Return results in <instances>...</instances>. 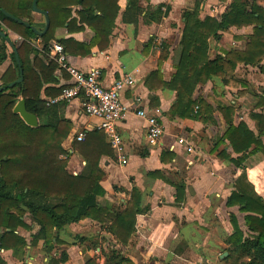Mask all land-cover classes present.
<instances>
[{
  "label": "crops",
  "instance_id": "obj_1",
  "mask_svg": "<svg viewBox=\"0 0 264 264\" xmlns=\"http://www.w3.org/2000/svg\"><path fill=\"white\" fill-rule=\"evenodd\" d=\"M1 2L8 6L14 5L12 0H0ZM228 2L203 0L201 18L209 14L219 19ZM194 3L195 0H141L143 12L135 24L123 20L128 0H119L120 10L110 35L109 46L104 50L95 46L87 55L68 54L69 62L80 70L88 71L99 67L105 86H109L124 73L133 74L136 80L134 86L126 88L121 94L122 101L129 107V113L117 123L127 162L122 163L119 153L104 132L113 154H104L100 159V182L106 192L98 197L99 202L108 206L110 212L121 211L130 200L133 188L139 190L140 206L146 210L136 216L135 231L124 249L132 264H191L193 261L198 262L197 264L211 263L221 257L224 249L220 248L228 246L225 241L233 232L231 213L237 216L241 228V220L244 223L246 213L240 211V206L227 205L242 169L230 159L220 156L223 150L230 157L238 154L227 139L220 141L227 122L219 107H233L234 123L243 120L256 131V121L251 117V112H264V108L255 107L258 99L254 92L264 86V81H258L259 85L255 84L250 71L259 69L262 72V69L240 63L232 82L221 76L199 82L190 96L192 100L200 102L193 112L195 116L182 117L175 114L171 117L177 91L167 86L151 89L146 84L147 77L159 67L163 81L171 80L175 74V48L184 27L183 14L193 9ZM160 5L167 13L160 20L153 19L151 12ZM0 8L2 10L3 7ZM77 8L79 6H73L75 16ZM213 9L216 10L215 13ZM30 14L34 18L31 26L35 27V30L32 29L37 35L33 43L40 47L42 35L36 30L45 29L46 17L33 10V5ZM0 31L6 34L0 35V45H5L7 54L6 59L0 60L1 78L12 64L11 54L20 44L22 36L1 18ZM251 31L252 26H232L218 38H212L209 57L214 58L225 51V40L231 34L233 43L227 49H243ZM93 36V30L87 25L84 29L74 31L58 27L54 40L73 37L78 42H90ZM162 42L169 44L170 50L160 66ZM36 54L37 51H33L32 57ZM39 55L48 63V59ZM55 74L58 82L45 84L44 87H60L70 83L66 70L59 67ZM241 80L246 83H241ZM158 83L159 80L152 82L153 85ZM41 96L45 100L51 97L44 91ZM138 104L147 107L150 113L163 122L165 133L160 145H150L147 142L146 121L135 114V106ZM57 106L60 107L59 113L72 122V129L63 141V146L69 151L68 169L79 174L86 161L74 151L73 143L77 141L74 135L80 130L96 129L98 119L85 112L82 98L61 101ZM182 136L193 143V151L189 152L177 143V138ZM171 145H175V148L172 149ZM245 165L248 181L264 199V157L252 155ZM151 172L156 173L150 174ZM24 208L25 221L32 229L20 228L19 232L26 237L28 245L23 255H15L11 249L2 250L9 264H87L90 258L97 264H105L109 247L119 246L115 236L107 229L110 222L101 223L91 218L67 224L58 233L60 243L53 238L52 249L43 240L32 244L33 235L39 227L33 222L31 210ZM62 257L66 258L63 260Z\"/></svg>",
  "mask_w": 264,
  "mask_h": 264
},
{
  "label": "trees",
  "instance_id": "obj_2",
  "mask_svg": "<svg viewBox=\"0 0 264 264\" xmlns=\"http://www.w3.org/2000/svg\"><path fill=\"white\" fill-rule=\"evenodd\" d=\"M12 1L13 6L2 2L0 6L18 19L7 16L1 8L0 18L22 36L15 48L23 69V80L8 86L21 75L14 51L11 54L12 64L0 78V264H9L2 250L11 249L15 255H23L26 251L28 242L19 229L31 230L32 227L25 221L24 207L31 210L33 222L39 227L33 235L32 244L43 240L52 249L53 238L60 243L58 233L67 224L91 218L101 223L110 222L107 229L119 244L118 247H109L105 264H132L124 249L135 231L136 216L146 210L140 206L139 190L133 188L130 200L121 211L110 212L108 206L99 202L98 197L106 192L100 182L102 172L99 162L102 155L113 154L104 131L98 128L86 131L83 140L74 141V151L86 161L83 171L74 174L68 169L69 151L63 146L72 129V122L59 113L58 103L48 105L41 96L44 91L47 96L54 97L64 87H44L45 84L58 82L55 72L59 64L50 56V46L59 42L65 52L72 55H87L95 46L106 49L120 10L119 0H38V7L50 19L49 28L41 36L40 47L33 43L37 37L35 31L25 23H34L30 14L33 0ZM222 1L229 2L218 19L209 14L201 18L203 0H195L193 9L183 14L184 27L175 48V74L171 80L163 81L159 67L146 79L151 89L167 86L177 91L171 117L175 114L195 116L193 112L200 102L192 100L190 96L199 82L214 76L225 77L232 82L240 63L258 66L264 72V0ZM140 3L141 0H128L123 13L124 21L138 22L143 12ZM73 6H79L77 16L73 14ZM166 13L160 5L151 12V17L160 20ZM86 25L94 32L90 42H78L73 37L54 40L58 27L74 31L84 29ZM232 26H252L246 46L243 49H223V53L210 58L211 39L218 38ZM161 48L160 66L169 55L170 45L162 42ZM33 51H37V54L32 57ZM39 54L48 59V63ZM6 57L5 45H0V60ZM158 80L157 85L152 84ZM243 81L241 83L245 84ZM254 93L258 99L255 107L263 109L264 86ZM20 101L27 112L37 117V125L27 123L19 112H15L14 108ZM219 109L227 122L220 141L227 139L238 154L230 157L223 150L220 156L230 159L242 169L227 205H239L240 211L246 213V231L241 228L237 216L234 213L230 215L233 232L225 241L230 249L229 258L231 264H264V199L248 181L245 165L252 155L264 157V112H251V117L256 121L255 131L243 120L234 123L233 107L221 105ZM177 189L180 191V188ZM62 258L64 260L66 257ZM87 264L97 263L90 258Z\"/></svg>",
  "mask_w": 264,
  "mask_h": 264
},
{
  "label": "built area",
  "instance_id": "obj_3",
  "mask_svg": "<svg viewBox=\"0 0 264 264\" xmlns=\"http://www.w3.org/2000/svg\"><path fill=\"white\" fill-rule=\"evenodd\" d=\"M212 11L215 13L216 10L213 9ZM50 56L58 62L60 68L68 72L70 83L63 87L60 94L47 98V104H55L61 101L69 102L77 97L82 98V106L85 112L98 119L96 128L106 133L113 148L119 153L122 163H126L124 143L117 130V123L125 119L129 113V107L122 101L121 94L126 88L135 85L136 80L133 74L124 73L109 86H105L99 67H93L88 71L80 70L69 62L68 54L61 43L54 42L50 46ZM135 114L146 121L147 142L150 145H160L165 133L163 122L142 104L135 106ZM86 131H78L74 135L75 140H83ZM177 143L189 152L194 149L193 143L186 137H178ZM171 148H175V145H171Z\"/></svg>",
  "mask_w": 264,
  "mask_h": 264
},
{
  "label": "water",
  "instance_id": "obj_4",
  "mask_svg": "<svg viewBox=\"0 0 264 264\" xmlns=\"http://www.w3.org/2000/svg\"><path fill=\"white\" fill-rule=\"evenodd\" d=\"M37 2L38 0H33V10H35L36 12H40V13H43L45 14V17H46V26H45V29L43 31H37L36 32L39 34V35H43L47 29L49 28V25H50V19H49V16L47 15V13L45 11H42L38 5H37ZM2 11L4 12V14H6L7 16L9 17H12L14 19H18L17 17H15L14 15H12L11 13H9L7 10H5L4 8H2ZM26 25L28 26H31L30 24L26 23ZM34 30H35V27L31 26ZM0 35H3V36H6V34L3 32V31H0ZM15 55H16V59H17V62L20 66V77L11 82L8 86H13L15 85L16 83H19L23 80V69L21 68V63H20V59H19V55H18V52L17 50L15 49ZM2 89V87H0V90ZM15 112H19L22 117L26 120L27 123L31 124V125H37L38 124V119L35 115L27 112L25 109H24V105H23V102L20 101L17 103V105L15 106L14 108ZM225 255H228V252L225 251L221 254V257L225 256Z\"/></svg>",
  "mask_w": 264,
  "mask_h": 264
},
{
  "label": "rangeland",
  "instance_id": "obj_5",
  "mask_svg": "<svg viewBox=\"0 0 264 264\" xmlns=\"http://www.w3.org/2000/svg\"><path fill=\"white\" fill-rule=\"evenodd\" d=\"M233 34H231V35H229L228 36V38H227V40H225V49H227V48H229L230 46H232V36ZM251 73H252V76H253V79H255V81H253L255 84H257V85H259L258 84V81H261V80H263L264 81V72L262 71H260L259 69H257V70H252V71H250ZM263 73V74H262ZM255 88H257V87H255ZM63 157H65V155H62ZM242 219V218H241ZM242 221V228H243V230H244V228L246 227L245 226V224L243 223V220H241ZM246 229V228H245ZM246 231V230H245ZM248 233V232H247ZM227 244V243H226ZM228 245V244H227ZM220 249H224L223 251H222V253L223 252H225V251H227L228 252V255H225V256H223V257H215L216 259H215V261H213V262H211V263H208V264H231V259L229 258V254H230V249H229V246H222ZM202 262V261H201ZM198 262H196V261H193L191 264H197ZM202 264V263H201Z\"/></svg>",
  "mask_w": 264,
  "mask_h": 264
}]
</instances>
